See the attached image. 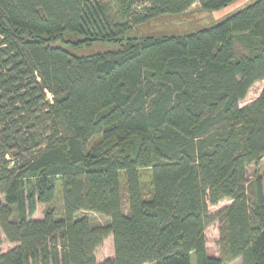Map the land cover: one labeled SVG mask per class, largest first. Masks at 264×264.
I'll return each instance as SVG.
<instances>
[{"label": "trees", "instance_id": "obj_1", "mask_svg": "<svg viewBox=\"0 0 264 264\" xmlns=\"http://www.w3.org/2000/svg\"><path fill=\"white\" fill-rule=\"evenodd\" d=\"M231 1L0 0V230L14 245L0 264H264L263 180L247 174L264 157V0L183 35L122 42L157 16ZM66 35L120 47L75 55L55 44ZM58 186L61 213L33 218ZM109 235L113 256L98 262Z\"/></svg>", "mask_w": 264, "mask_h": 264}, {"label": "rangeland", "instance_id": "obj_2", "mask_svg": "<svg viewBox=\"0 0 264 264\" xmlns=\"http://www.w3.org/2000/svg\"><path fill=\"white\" fill-rule=\"evenodd\" d=\"M255 0H233L227 5L218 9H204L198 3H194L187 10L177 14H163L147 20L143 23L136 25L131 31H129L124 37L122 42L127 38L141 37L143 35L161 36V35H183L192 31H196L201 28L212 26L234 12L244 8L245 6L253 3ZM77 38L71 35H66L64 40H57L55 44H60L68 49L75 55H90L97 52H104L107 50H113L120 47V42L113 41H95L92 43H84L83 41H76ZM126 39V40H127ZM263 87V81L255 82L248 90L245 98L240 102V105L247 104L254 100L261 92ZM143 182L146 184L149 180L148 170H141ZM248 179L252 180L254 175L260 176L263 180L264 186V157L257 164H250L247 167ZM33 178H23L22 190L27 192L31 187ZM123 190V211L127 212V201L125 194V186L122 184ZM4 196L0 194V201L3 202ZM231 202L230 199L224 198L215 205H209L211 213H216L223 209ZM53 207L56 212L62 211V199L60 194V188L58 186L55 198L53 202L37 203L36 210L33 214V218H42L45 209ZM81 214H87L91 221L95 224H106L107 218L103 215L94 212H82ZM218 220L212 221L205 229L206 236V250L211 256L219 255L218 246ZM14 245L7 242L0 230V250L6 251L12 248ZM113 256V241L112 236L109 235L104 240L103 244L96 249V259L101 262L105 258ZM191 264H196L194 255H191ZM228 264H243L241 257H237L230 261Z\"/></svg>", "mask_w": 264, "mask_h": 264}, {"label": "crops", "instance_id": "obj_3", "mask_svg": "<svg viewBox=\"0 0 264 264\" xmlns=\"http://www.w3.org/2000/svg\"><path fill=\"white\" fill-rule=\"evenodd\" d=\"M95 255H96V251H95Z\"/></svg>", "mask_w": 264, "mask_h": 264}]
</instances>
